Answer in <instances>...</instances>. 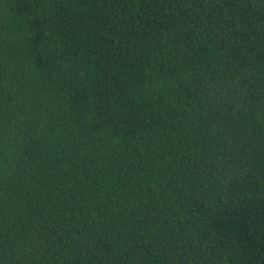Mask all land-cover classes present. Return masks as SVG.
Wrapping results in <instances>:
<instances>
[{
    "label": "trees",
    "instance_id": "trees-1",
    "mask_svg": "<svg viewBox=\"0 0 264 264\" xmlns=\"http://www.w3.org/2000/svg\"><path fill=\"white\" fill-rule=\"evenodd\" d=\"M0 264H264V0H0Z\"/></svg>",
    "mask_w": 264,
    "mask_h": 264
}]
</instances>
